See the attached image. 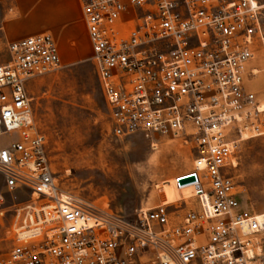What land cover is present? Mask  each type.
Masks as SVG:
<instances>
[{
	"label": "built area",
	"instance_id": "built-area-1",
	"mask_svg": "<svg viewBox=\"0 0 264 264\" xmlns=\"http://www.w3.org/2000/svg\"><path fill=\"white\" fill-rule=\"evenodd\" d=\"M82 11L113 134L189 146L192 167L174 186L194 188L198 207L176 216L181 199L126 217L61 189L27 92L61 67L58 48L48 33L11 41L0 175L7 192L32 196L13 210L0 264H264V211L241 207L230 174L239 144L263 134L248 84L264 71V0H82Z\"/></svg>",
	"mask_w": 264,
	"mask_h": 264
},
{
	"label": "rangeland",
	"instance_id": "rangeland-1",
	"mask_svg": "<svg viewBox=\"0 0 264 264\" xmlns=\"http://www.w3.org/2000/svg\"><path fill=\"white\" fill-rule=\"evenodd\" d=\"M90 56L85 44L78 60L60 61V68L27 83L34 120L46 138V154L58 186L126 217L141 207L181 199L185 200L177 202L176 216L197 208L195 200L188 199L194 195L193 188L174 186L177 176L190 171L194 152L177 139L158 138L152 149L141 134L115 136ZM7 59V49L0 50V63ZM263 64L259 58V65ZM250 82L257 102L264 105L259 102L264 99L263 74ZM258 124L263 134L239 144L237 165L230 171L239 204L256 213L264 211V113ZM0 193L4 197L0 203L2 261L15 244L13 210L31 201L32 194L21 188L7 192L2 175Z\"/></svg>",
	"mask_w": 264,
	"mask_h": 264
},
{
	"label": "crops",
	"instance_id": "crops-1",
	"mask_svg": "<svg viewBox=\"0 0 264 264\" xmlns=\"http://www.w3.org/2000/svg\"><path fill=\"white\" fill-rule=\"evenodd\" d=\"M47 33L60 61L78 60L83 45L89 46L82 0H0V50L11 41Z\"/></svg>",
	"mask_w": 264,
	"mask_h": 264
},
{
	"label": "bare ground",
	"instance_id": "bare-ground-1",
	"mask_svg": "<svg viewBox=\"0 0 264 264\" xmlns=\"http://www.w3.org/2000/svg\"><path fill=\"white\" fill-rule=\"evenodd\" d=\"M259 109L260 110H264V106H259ZM156 148V145L154 144L153 145V149H155ZM160 184V183H159ZM159 184L158 185H156V187H158L159 188ZM192 188V187H191ZM177 189H180V188H177ZM194 189V188H193ZM195 192V191H194ZM168 199V198H167ZM163 204H168V203H166V202H164ZM16 228V227H15Z\"/></svg>",
	"mask_w": 264,
	"mask_h": 264
}]
</instances>
